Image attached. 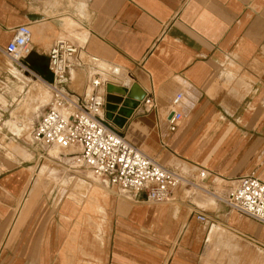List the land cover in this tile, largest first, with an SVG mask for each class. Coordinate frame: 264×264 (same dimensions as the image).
Instances as JSON below:
<instances>
[{
  "label": "crops",
  "instance_id": "1",
  "mask_svg": "<svg viewBox=\"0 0 264 264\" xmlns=\"http://www.w3.org/2000/svg\"><path fill=\"white\" fill-rule=\"evenodd\" d=\"M19 25L31 30V52L19 61L10 57L14 67L5 47ZM60 38L77 52L54 89L49 50ZM8 68L28 83L26 90L13 83L23 99L32 88L36 121L61 93L86 99L99 76L103 121L189 182L167 201L149 203L86 167L100 183L63 178L85 187L63 189L68 195L56 187L43 191L28 215L35 153L10 144L11 157L21 160L8 169L0 157V264H202L216 227L264 248V223L219 199L237 177L264 181V0H0V97L6 100ZM43 85L52 101L39 115ZM147 96L152 106L143 104ZM171 109L182 114L173 132L165 119ZM60 149L69 160L81 150ZM46 174L56 171L43 164L39 177ZM24 199L28 216L7 244ZM197 214L207 219L198 221Z\"/></svg>",
  "mask_w": 264,
  "mask_h": 264
},
{
  "label": "built area",
  "instance_id": "2",
  "mask_svg": "<svg viewBox=\"0 0 264 264\" xmlns=\"http://www.w3.org/2000/svg\"><path fill=\"white\" fill-rule=\"evenodd\" d=\"M31 52V30L27 25L14 29L5 53L19 61ZM77 48L66 39H56L49 50V70L54 83L63 80L72 67V58ZM91 93L83 101L60 94L55 107L47 109L35 122L32 141L40 146L80 147L75 160L87 167L97 177H107L118 189L128 193H143L149 203H163L169 199L173 189L180 183H188L185 177L152 156L144 153L116 132L100 116L104 105L99 92L101 79L90 81ZM178 93L173 103L181 98ZM264 101V96L262 98ZM144 105H153V97L147 96ZM166 122L170 131L178 127L182 114L171 109ZM201 177L206 171L199 172ZM225 197H219L228 207L264 223V181L254 174L237 177ZM198 221H205L204 214H197Z\"/></svg>",
  "mask_w": 264,
  "mask_h": 264
},
{
  "label": "rangeland",
  "instance_id": "3",
  "mask_svg": "<svg viewBox=\"0 0 264 264\" xmlns=\"http://www.w3.org/2000/svg\"><path fill=\"white\" fill-rule=\"evenodd\" d=\"M6 57L14 65L11 58L8 55H6ZM14 67L16 66L14 65ZM24 78L25 77L21 75V73L19 74V71L8 68V100L0 97V107L4 110L7 109L6 112H3V115L0 119V157L2 161L1 165H5L6 167H8V169H12L13 165L18 164L21 159L16 156L11 157V155L14 154V151L10 149V146H12L10 144H14L18 147H21L22 149H26L32 152L33 155L35 153L34 156L32 155L34 158L31 157V159L35 160L33 162L35 163V167L32 178V181H36L34 193L35 200L33 202L34 205H31V209L26 211V213L29 215L37 206V199L40 197L43 191L51 192L52 189L56 187L59 188L58 192L63 193L62 195H68V192H63V189L67 191V188H70L74 192H80L82 189L81 186L85 187L84 185H80L78 183H76L75 185L73 183L74 180L63 183V180L65 178H72L73 176L75 177V180L83 179L89 183L98 182V180L94 179L92 173L88 169H86L85 166L80 165V162L72 159L69 160L66 157L67 155H65L66 151H63L64 149H60L57 146H40L33 143L30 131L37 117L36 114L32 112L30 105L33 99L32 88H30L31 93L28 94L30 96L26 99H23V96H25L24 91L18 92V90L14 89L13 87V83H23L25 84L24 89L26 90L28 88V83L24 82ZM31 79L35 78L31 77ZM43 86H45V100H43L45 106L38 111L39 115L45 109L47 104L52 101L50 88L47 85ZM17 89L22 90L23 87H19ZM12 95H15L16 99H13ZM21 99L23 100L20 101ZM7 118L8 122H5ZM3 133H5L6 135H2ZM60 153H62L63 155L62 158H51V156L58 157ZM47 154H50L51 156L49 157ZM6 160H8V165L5 162ZM43 164H46L48 167L54 169L56 171V174H46L42 175V177H39V170ZM21 165H26V163H22ZM234 184L235 183L232 182V185ZM27 195L28 194H24V197H27ZM23 202L22 206L18 207L15 211L16 218L14 219V224L12 225V227H10L11 233L9 238H7L6 240L7 244L8 240L12 238L15 239L14 237H16L19 229L22 226L21 221H23V219L28 216L24 213V206L28 201L24 199ZM23 215L26 216L23 218ZM224 231H221L219 227H216L211 232L203 253L202 264H264L263 247L251 243L247 238L243 236L236 235L227 230Z\"/></svg>",
  "mask_w": 264,
  "mask_h": 264
},
{
  "label": "bare ground",
  "instance_id": "4",
  "mask_svg": "<svg viewBox=\"0 0 264 264\" xmlns=\"http://www.w3.org/2000/svg\"><path fill=\"white\" fill-rule=\"evenodd\" d=\"M111 70H113V69H111ZM113 75V74H112ZM114 76V75H113ZM115 77V76H114ZM117 77V76H116ZM118 78V77H117ZM122 81V80H121ZM112 90H114L113 88H112ZM114 91H116V90H114Z\"/></svg>",
  "mask_w": 264,
  "mask_h": 264
}]
</instances>
